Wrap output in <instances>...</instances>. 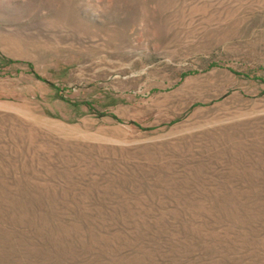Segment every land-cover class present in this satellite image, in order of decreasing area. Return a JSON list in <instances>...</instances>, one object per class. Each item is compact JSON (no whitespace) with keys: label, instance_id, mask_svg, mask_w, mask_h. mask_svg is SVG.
<instances>
[{"label":"rangeland","instance_id":"374dc122","mask_svg":"<svg viewBox=\"0 0 264 264\" xmlns=\"http://www.w3.org/2000/svg\"><path fill=\"white\" fill-rule=\"evenodd\" d=\"M262 78L264 0H0V264H264Z\"/></svg>","mask_w":264,"mask_h":264},{"label":"trees","instance_id":"16d2710c","mask_svg":"<svg viewBox=\"0 0 264 264\" xmlns=\"http://www.w3.org/2000/svg\"><path fill=\"white\" fill-rule=\"evenodd\" d=\"M37 77H39V76L37 75ZM260 80H261V79H260ZM262 81L264 82L263 78H262Z\"/></svg>","mask_w":264,"mask_h":264}]
</instances>
